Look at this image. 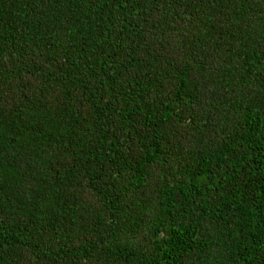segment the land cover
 Instances as JSON below:
<instances>
[{
	"label": "trees",
	"instance_id": "1",
	"mask_svg": "<svg viewBox=\"0 0 264 264\" xmlns=\"http://www.w3.org/2000/svg\"><path fill=\"white\" fill-rule=\"evenodd\" d=\"M0 264H264V0H0Z\"/></svg>",
	"mask_w": 264,
	"mask_h": 264
}]
</instances>
